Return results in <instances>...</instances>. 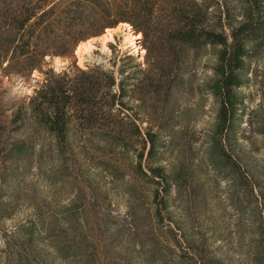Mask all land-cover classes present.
Returning <instances> with one entry per match:
<instances>
[{
	"label": "rangeland",
	"instance_id": "obj_1",
	"mask_svg": "<svg viewBox=\"0 0 264 264\" xmlns=\"http://www.w3.org/2000/svg\"><path fill=\"white\" fill-rule=\"evenodd\" d=\"M54 1L0 0V264H264V45L239 72L227 129L215 90L221 48L208 46L185 53L169 92L147 93V74L129 65L123 79L137 74L125 82L118 142L73 126L60 147L30 102L42 73L100 66L120 78L115 62L131 55L146 69L147 49L120 32L80 61L78 47L106 29L42 63V27L34 37L35 19L17 28ZM142 121L158 135L153 152Z\"/></svg>",
	"mask_w": 264,
	"mask_h": 264
},
{
	"label": "trees",
	"instance_id": "obj_2",
	"mask_svg": "<svg viewBox=\"0 0 264 264\" xmlns=\"http://www.w3.org/2000/svg\"><path fill=\"white\" fill-rule=\"evenodd\" d=\"M33 19L31 37L36 36V27H42L40 36L48 41L38 54L42 63L46 57L69 56L79 41L121 24L129 25L137 36L142 34L140 38L143 36L147 49L146 69L131 55L118 57L121 63L116 61L114 66L120 78L115 70L100 66L88 70L76 66L80 75L74 73V78L70 72L56 73L53 69L42 73L46 78L30 102L38 122L55 135L60 147L68 141L73 126L89 131L106 129L107 134H115L112 138L118 142L121 136L115 129L121 128L123 122L117 117L126 106L125 82L136 79L137 72L146 73L141 84L147 93L161 87L169 92L173 82L169 73L179 69L185 53L208 46L221 48L215 67V90L222 99L219 128L227 129L237 104L235 90L243 84L239 72L244 70L251 50L264 45V0H55L39 14L20 20L17 29L26 32ZM129 65L137 72L125 80L123 75ZM143 124L140 122L136 131L139 135L147 131L143 150L150 143L153 152L158 135L144 129ZM152 170L155 177L166 181L161 168ZM165 184L167 193L169 185Z\"/></svg>",
	"mask_w": 264,
	"mask_h": 264
},
{
	"label": "bare ground",
	"instance_id": "obj_3",
	"mask_svg": "<svg viewBox=\"0 0 264 264\" xmlns=\"http://www.w3.org/2000/svg\"><path fill=\"white\" fill-rule=\"evenodd\" d=\"M125 31V32H124ZM120 32L125 33V36L127 38H130V40H139L141 35L137 36L133 33L131 27L127 24H121L120 26L116 27V28H112V29H108L105 31V33L100 36V37H96V38H92L86 42H83L77 50V54L80 57V61H83L84 59H86V55H89L92 51V49L94 48V42L95 41H101L102 44V48L103 50L106 49V43L113 40L114 39V35L115 34H119ZM134 34V36L132 35ZM133 54L135 55H142V49L139 48V46L137 44H134V52Z\"/></svg>",
	"mask_w": 264,
	"mask_h": 264
}]
</instances>
